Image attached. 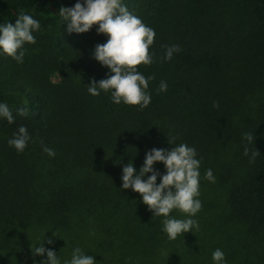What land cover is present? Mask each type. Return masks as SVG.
Returning a JSON list of instances; mask_svg holds the SVG:
<instances>
[{
    "label": "trees",
    "instance_id": "obj_1",
    "mask_svg": "<svg viewBox=\"0 0 264 264\" xmlns=\"http://www.w3.org/2000/svg\"><path fill=\"white\" fill-rule=\"evenodd\" d=\"M74 3L0 0V22L23 10L41 26L23 63L0 55V102L14 116L0 120V264H39L29 246L44 233L61 260L79 246L95 264H212L220 248L226 264H264V0H123L155 31L153 63L136 66L153 77L142 110L87 93L108 71L91 58L106 36L96 25L65 30L56 12ZM171 44L180 51L165 62L161 45ZM161 80L167 89L157 92ZM20 124L33 139L17 153L6 140ZM168 134L201 159L199 227L174 240L138 193L120 190L121 166L138 171L146 150L171 147ZM245 145L259 153L252 163ZM209 168L215 182L202 179Z\"/></svg>",
    "mask_w": 264,
    "mask_h": 264
},
{
    "label": "clouds",
    "instance_id": "obj_2",
    "mask_svg": "<svg viewBox=\"0 0 264 264\" xmlns=\"http://www.w3.org/2000/svg\"><path fill=\"white\" fill-rule=\"evenodd\" d=\"M61 25H65L68 33H84L96 25V33L106 36L103 44H96L91 50V58L107 68L105 78L90 79L85 86L91 96H97L101 91L110 94L113 104L138 106V110L149 105L151 96L148 82L151 75L145 77L137 70L138 65L153 63V54L149 47L153 43L155 31L142 22L141 18L130 12L123 0H75L71 6H61L57 12ZM41 30L40 22L23 10L19 11L14 22H0V55H7L17 63H23L25 44H34L33 33ZM163 61H168L174 53L180 51L177 44L161 45ZM167 89L165 81L161 80L155 91L164 92ZM212 107H217L215 101ZM16 114L24 116L27 106L17 107ZM0 120L8 124L14 122L12 111L6 103L0 102ZM27 128L20 124L12 132L6 144L17 153L22 152L32 141ZM177 137L168 134L167 143L170 148L152 147L144 153L142 164L138 171L131 162L121 166L120 190L130 189L139 194L140 202L147 206L152 217H162L161 232L168 240H174L181 233L198 230V223L193 219L201 208L199 197V182L201 180V159L197 158L196 149L183 142L177 143ZM242 140L253 143L252 133H242ZM41 151L48 157H53L52 148L41 145ZM254 150L249 153L248 147H243L242 155L252 163L258 155ZM155 163L163 165V172L154 168ZM157 179L159 182L157 183ZM202 179L215 182L212 170L205 169ZM175 209L184 214L183 218L170 215ZM45 234V233H44ZM30 245V255L40 256L39 264H95L92 255L85 253L81 247L71 249L69 257L61 258L44 244L52 245L51 238ZM53 236H55L52 233ZM212 264H226L224 253L220 248L211 252ZM33 264L36 261L33 260Z\"/></svg>",
    "mask_w": 264,
    "mask_h": 264
},
{
    "label": "rangeland",
    "instance_id": "obj_3",
    "mask_svg": "<svg viewBox=\"0 0 264 264\" xmlns=\"http://www.w3.org/2000/svg\"><path fill=\"white\" fill-rule=\"evenodd\" d=\"M50 79L52 80V81H55L57 78H56V75L55 74H52L51 76H50Z\"/></svg>",
    "mask_w": 264,
    "mask_h": 264
}]
</instances>
